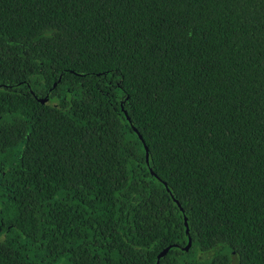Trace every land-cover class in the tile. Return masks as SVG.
<instances>
[{
  "label": "trees",
  "instance_id": "obj_1",
  "mask_svg": "<svg viewBox=\"0 0 264 264\" xmlns=\"http://www.w3.org/2000/svg\"><path fill=\"white\" fill-rule=\"evenodd\" d=\"M168 246L264 264V0H0V264Z\"/></svg>",
  "mask_w": 264,
  "mask_h": 264
},
{
  "label": "water",
  "instance_id": "obj_2",
  "mask_svg": "<svg viewBox=\"0 0 264 264\" xmlns=\"http://www.w3.org/2000/svg\"><path fill=\"white\" fill-rule=\"evenodd\" d=\"M47 100V98H43V99H38V101L40 103H45ZM125 113V112H124ZM139 138L141 139V136L138 135ZM146 149V147H145ZM147 151V150H146ZM145 157H146V163H148V155H147V152L145 154ZM154 175V174H153ZM184 225H185V233H186V237H187V244L186 246L184 247V250L187 251L191 245V239L189 237V234H188V227H187V223H186V219L184 218ZM170 249V246L164 248L162 251H160L156 257V263L155 264H158L159 260L167 253V251Z\"/></svg>",
  "mask_w": 264,
  "mask_h": 264
},
{
  "label": "rangeland",
  "instance_id": "obj_3",
  "mask_svg": "<svg viewBox=\"0 0 264 264\" xmlns=\"http://www.w3.org/2000/svg\"><path fill=\"white\" fill-rule=\"evenodd\" d=\"M234 264V263H233Z\"/></svg>",
  "mask_w": 264,
  "mask_h": 264
}]
</instances>
